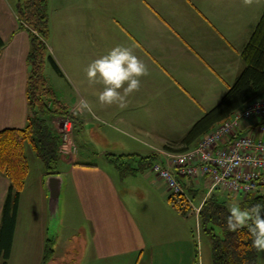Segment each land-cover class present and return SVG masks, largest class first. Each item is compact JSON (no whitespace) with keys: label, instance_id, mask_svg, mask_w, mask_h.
Masks as SVG:
<instances>
[{"label":"rangeland","instance_id":"374dc122","mask_svg":"<svg viewBox=\"0 0 264 264\" xmlns=\"http://www.w3.org/2000/svg\"><path fill=\"white\" fill-rule=\"evenodd\" d=\"M98 1L102 3L98 6V14L95 0H58L56 2L58 7H63L65 4L72 6L66 8L67 11L64 9L62 12L55 13L58 19H66L64 15L70 20L76 18L74 15L81 18H76L74 21L77 24L74 38L68 36L70 33L67 30L57 26L53 34L45 39L58 68L51 61L46 64L45 76L47 87L51 92L45 94L44 100L52 106L53 110H66L70 115L52 116L51 114L47 116L62 137L60 153L66 159H61L59 170H63L66 164H69L67 159L70 157L98 163L102 166L108 165L109 169H113L118 175L120 170H115L114 164L109 165L107 159L126 156L125 160L127 161L129 159L127 155L148 156L157 153L159 161L162 150L173 151L166 148V145L172 149L182 147V139L196 120L220 102L235 79L231 66L224 67L216 63L218 59L216 47V51L209 53V58H206L207 61L213 62L212 59L215 61L217 64L215 69L207 67L210 71L207 73L206 68L202 67L199 69L200 73L197 69L190 77L189 71L195 68L191 63L195 59L193 61L185 60L182 66L183 72H181L182 68L178 72L174 70V59L167 60L169 69L162 67L160 70L159 66L151 64L148 56H145L143 47L141 49L137 44L133 50L147 64L150 75L141 79L140 90L128 97L124 107L115 104L111 106L100 104L98 93L103 86L100 84L89 85L85 68L91 61L106 54L111 48L117 45L129 46V27L126 25L128 24L126 18L133 11V2L129 3L127 0ZM147 2L161 13L152 10L153 23L150 26L152 33L150 30L149 38L145 32H142L146 34L143 39L136 25L135 38L142 42L152 41V43L162 37L161 32H165L169 42L174 41V39L169 40L170 37L181 34L182 28H184V33L207 35L203 30H209L206 24L208 21L202 16L203 13L207 14L210 19L222 15L235 21H240V15L244 20L243 15H246V19L250 18L253 23H256L259 20L258 16H261L264 10V0H259L258 3L254 2L251 6L244 5L242 0H213L212 3L209 0H147ZM79 3L80 6L74 11L73 5L78 6ZM205 8L207 9L205 10ZM136 12L138 13L137 7ZM118 16L125 17V25L121 24ZM162 16H165L166 22ZM114 19L118 20L122 26ZM154 21H159L162 25L155 24ZM70 28L73 31V24ZM199 30L202 32H198ZM80 31L82 38L79 35ZM129 32L131 35V28ZM250 32H252V28ZM71 39L72 41H70ZM236 56H239L241 63L240 73L245 64L241 54L238 55L235 51L234 61ZM176 80L181 81L182 84L177 83ZM81 99L89 102L92 107L91 112L82 111L79 108ZM74 115L76 126L73 123ZM66 122L72 124V130H65ZM73 144L77 147L75 151ZM27 150L33 171L38 170L42 166L41 159L31 146L28 145ZM127 176L126 178L119 177L122 193L133 200L135 204L148 208L147 196L155 192L152 189L154 187L152 181L153 177H157L151 176L149 169L141 171L136 176L131 175L129 178ZM181 180L184 182L183 190L189 199L191 198L192 206L187 220L188 237L197 251L199 262L212 264L211 240L202 230L197 214L209 193L208 184L206 179H188L186 182L184 179ZM193 191H196V194ZM215 192L222 194L221 192L224 191L220 189ZM262 192L264 193V188L254 193ZM240 200L241 197L237 196L229 200V205L233 201L239 203ZM66 219L62 223V229L65 233L72 231L70 234L72 238L68 242L61 241L57 246V263L83 264V251H81L78 242L83 235L88 237V230L86 226H80L78 219H73L76 222L75 226H72L73 223L69 221L68 217ZM216 232L220 233L218 227H216ZM67 248L68 251H65ZM65 252L67 253L64 257ZM262 256L260 261L264 264Z\"/></svg>","mask_w":264,"mask_h":264},{"label":"crops","instance_id":"0c3cea01","mask_svg":"<svg viewBox=\"0 0 264 264\" xmlns=\"http://www.w3.org/2000/svg\"><path fill=\"white\" fill-rule=\"evenodd\" d=\"M18 1L0 0V131L6 128L24 127L29 114L27 82L30 72L28 55L31 44L29 34L20 25L17 16ZM95 1L98 14V6L102 3ZM127 1L133 2V11L126 18L128 21L126 25L129 27V46L131 42L130 47L135 48L137 44L141 49L143 47L145 56H148L151 64L159 66L160 70L162 67L169 69L167 60L174 59L175 68L172 66L174 70L178 72L182 68L181 72H183L182 66L185 60L195 59L191 63L195 68L189 71L190 77L197 69L200 73L199 69L202 67H205L208 73L210 72L208 68L214 70L217 64L213 59V62H210L206 58H209V53L216 51V47L218 49L216 63L219 66H231L233 78L236 80L240 74L241 63L239 56H236L234 61L233 54L235 51L236 54H241L251 36V28L253 30L257 22L253 23L250 18L246 19V15H243L244 20L240 15V21H235L222 15L210 19L207 14L203 13L202 16L208 21L206 24L209 30H203L207 35L184 33V28H182L181 34L170 37L169 40L174 39V41L169 42L165 32H161L162 37L158 41L142 42L135 38L136 27L138 26L137 30L140 31L143 39L146 34L149 38L150 26L153 23L152 10H158L152 4H148L147 0ZM56 2L58 0H49L50 35L55 31V27L60 26V29L64 28L70 33L69 37L74 38L77 32L75 29L77 24L74 21L81 17L74 15L76 18L70 20L64 15L66 19H58L55 13L72 6L65 4L63 7H58ZM209 2L212 3L213 0ZM79 6L80 3L78 6L73 5V10L75 11ZM162 18L165 19V16ZM118 19L122 25H125V17L118 16ZM114 20L121 25L118 20ZM164 21L166 22V19ZM154 23L162 25L159 21H154ZM72 24L73 31L70 28ZM79 35L82 38L81 31ZM176 82L182 84L181 81L176 80ZM252 123V121L246 122L242 132H249L251 128L248 126ZM28 158L30 170L20 194L8 264H41L47 240L50 238L48 192L44 185L47 173L43 162L38 170L33 171L29 155ZM67 160L69 164H66L63 170H59L66 177L62 223L68 217L73 223L72 226L76 225L73 219H78L80 226H86L88 237L83 235L78 242L83 251V264H204L202 261L199 262L197 251L188 237L187 220L189 216L182 215L172 207L168 201V188L165 182L157 177L152 169H149L150 175L157 177H153L152 181L154 185L152 189L155 192L147 196L149 204L146 208L135 204L122 193L119 183L121 175L109 169L108 165L102 166L98 163L70 157ZM107 161L109 165L114 164L109 159ZM114 167L119 171L115 164ZM187 180L184 179L185 182ZM9 185V178L0 171V226ZM71 233L72 231L65 233L61 229L58 239L55 240V237L52 239L56 251L61 241H70ZM56 251L54 259L48 264H61L57 263ZM65 251H68V248ZM261 256L262 252H260L259 264H262Z\"/></svg>","mask_w":264,"mask_h":264},{"label":"trees","instance_id":"16d2710c","mask_svg":"<svg viewBox=\"0 0 264 264\" xmlns=\"http://www.w3.org/2000/svg\"><path fill=\"white\" fill-rule=\"evenodd\" d=\"M16 12L20 25L29 34L31 44L27 82L29 114L24 127L0 131V171L10 180L0 226V264H8L11 256L20 194L30 170L27 147L31 146L41 159L47 174L60 172L62 137L47 116H70L66 110H53L44 100L45 94L51 92L45 76L46 64L51 61L58 68L45 40L50 35L49 0H19ZM241 57L245 66L220 102L193 124L181 141L182 147L172 149L166 145V148L183 151L193 147L202 136L229 119L240 107L264 95V10L241 51ZM73 117L74 119L71 116L76 126L75 115ZM127 156V161L126 156L109 158L120 170L122 178L152 169L158 162L157 153ZM193 193L196 194V191ZM221 193H212L197 213L202 230L211 240L212 264H259L260 252L251 247L252 241L247 229L228 231L226 218L229 215V200L232 198ZM168 201L182 215H190L191 198L186 193H169ZM239 204L242 208L264 205V194L253 192L241 196ZM216 227L220 229V233L216 232ZM55 251L53 240L48 239L41 264L52 261Z\"/></svg>","mask_w":264,"mask_h":264},{"label":"built area","instance_id":"2783aa9c","mask_svg":"<svg viewBox=\"0 0 264 264\" xmlns=\"http://www.w3.org/2000/svg\"><path fill=\"white\" fill-rule=\"evenodd\" d=\"M249 121L253 122L248 126L251 130L243 133V126ZM71 125L66 122L65 130H72ZM73 150H77L74 144ZM160 153L152 172L165 182L168 194L184 192L181 179L203 178L209 187L204 200L218 189L232 199L261 191L264 188V96L240 107L193 147Z\"/></svg>","mask_w":264,"mask_h":264},{"label":"clouds","instance_id":"9594fccd","mask_svg":"<svg viewBox=\"0 0 264 264\" xmlns=\"http://www.w3.org/2000/svg\"><path fill=\"white\" fill-rule=\"evenodd\" d=\"M259 0H242L246 6H251ZM89 85H102L98 93V101L103 105H118L124 107L127 99L141 88V79L150 75L149 68L139 58L133 47L117 45L106 54L91 61L85 68ZM82 111L91 112L92 107L85 99L79 101ZM229 215L226 226L230 232L247 229L252 241L251 247L258 252H264V205L241 207L236 201L228 206Z\"/></svg>","mask_w":264,"mask_h":264},{"label":"water","instance_id":"95a60500","mask_svg":"<svg viewBox=\"0 0 264 264\" xmlns=\"http://www.w3.org/2000/svg\"><path fill=\"white\" fill-rule=\"evenodd\" d=\"M44 185L48 192L50 214L49 239L55 237V240H57L62 229L63 192L66 186V177L60 172L47 174L44 178Z\"/></svg>","mask_w":264,"mask_h":264}]
</instances>
